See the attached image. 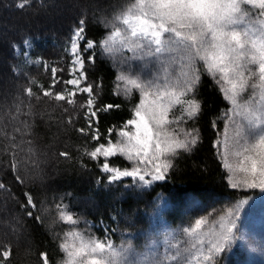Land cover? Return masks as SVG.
<instances>
[{"label":"snow or ice","instance_id":"6c2138e0","mask_svg":"<svg viewBox=\"0 0 264 264\" xmlns=\"http://www.w3.org/2000/svg\"><path fill=\"white\" fill-rule=\"evenodd\" d=\"M29 4L30 0H21L16 7L24 9ZM113 7L111 16L100 17L103 35L89 37L86 19L78 20L64 47L70 57L66 68L50 66L42 58L27 60L51 72L47 88L29 76L27 96L41 99L33 91L36 86L43 97L70 106L72 114L66 123L71 126L82 112L84 123L75 128L86 141L80 166L87 169L86 157L102 173L103 178L95 181L97 186H122L124 192L142 199L155 191L154 186H162L158 182L169 179L180 157L202 143L196 124L204 115L201 88L207 76L227 102L211 120L216 131L212 147L224 170L221 179H226L228 188L238 190V195L249 190L254 194L237 198L206 230L205 217L194 226L156 228L144 237L143 250L134 244L135 233L120 228L117 216L109 217L116 227L103 228L99 237L87 230L54 232L55 248L51 254L40 253L42 264H226V253L246 239L241 213L257 199L264 206V0H126L118 10ZM23 43L32 47L29 39ZM101 57L110 58L116 68L112 94L131 105L130 118L109 126L106 132L100 127V113L121 110L123 105L101 103L103 78L97 82L89 71ZM13 71L21 69L17 66ZM65 73L69 78H64ZM136 94L138 100L132 103ZM63 111L69 113V107ZM221 121L223 133L218 127ZM31 127L25 122L28 134ZM59 156L71 159L67 151ZM12 157L14 161L15 152ZM11 170L16 181L24 184L16 163H11ZM0 190L9 191L2 182ZM23 195L24 201H17L21 210L41 221L34 210L48 213L49 209L43 205L38 209L32 194ZM165 206L163 194L158 193L146 204L145 214L163 218ZM56 211L58 219L73 228L90 223L82 216L74 217L67 206L57 204ZM117 232L119 244L111 238ZM10 251L6 247L0 253L3 264ZM58 254L62 255L57 258Z\"/></svg>","mask_w":264,"mask_h":264},{"label":"trees","instance_id":"16d2710c","mask_svg":"<svg viewBox=\"0 0 264 264\" xmlns=\"http://www.w3.org/2000/svg\"><path fill=\"white\" fill-rule=\"evenodd\" d=\"M49 1L30 0L29 5L19 9L16 5L21 0H0V32L6 34L4 48L7 50L2 60L5 62L4 70L8 78L14 82L12 86H6L7 92L0 94V182L9 190H0V253L6 247L10 248L7 264H42L40 253L47 251L51 254L55 248L54 232L62 235L70 230H87L99 237L102 236L103 228L109 225L116 227L110 221V216H117L121 229L136 234L134 244L138 250H143L146 243L144 237L156 228L194 226L197 219L207 216L213 209L216 214H220V210L230 207L237 198L249 195L248 191H240L238 195V190L228 188L226 179H221L224 170L212 147L216 131L211 127V120L221 109L227 107V102L223 101L218 88H212L213 81L207 76L203 78L204 86L201 88V99L205 104L204 115L196 124L203 137L202 143L194 152L178 159L176 169L169 174V179L158 182L162 186H154L155 191H150L142 199L124 192L122 186L113 185L107 189L102 185L97 186L96 179L103 177L96 163L85 157L83 162L87 169H84L79 162L82 145L86 141L75 128L84 123L83 113H80L75 126H71L66 123L68 116L72 114L70 106L43 97L36 86H33V91L41 99L37 101L29 98L25 92V88L29 86L28 77L47 88L51 84V72H46L42 65H29L27 60L42 58L50 66L66 68L70 57L66 55L64 47L78 20L86 19L89 37L103 35L105 29L99 23L100 17L111 16L113 6L118 10L126 0H51L52 5ZM69 2H73L74 6L61 17L59 26L45 19L47 12L53 16L52 6H65ZM29 17L39 25L25 24L24 19ZM13 27L16 32L7 33V29ZM19 28L21 29L17 30ZM25 39L31 40V48L24 45ZM25 53L28 55L25 56ZM17 66L21 69L19 73L13 71ZM89 71L91 79L99 82V78H103L101 103L123 105L121 110L100 113V127L106 132L109 126L130 118L131 105L123 97L118 99L112 94L117 72L110 58L101 57L95 68H90ZM25 72L27 76L23 74ZM64 78H69L66 73ZM78 99L82 101L83 97ZM137 100L138 94L134 95L132 103ZM64 107H69V113L63 111ZM25 122L32 125L31 134L25 128ZM223 125L221 121L218 125L220 131ZM13 136L15 147L12 146ZM5 149H8L7 154ZM62 151L70 153L71 159L59 156ZM12 152H15L14 161ZM13 162L16 163L24 184L16 181L15 173L11 170ZM116 163L121 164L122 161L116 160ZM25 192L33 195L38 209L40 205L49 209L48 213L34 210L37 215L42 216L41 221L28 217L21 210L20 203L25 199ZM158 193H162L166 201L163 218L145 214L146 204ZM57 204L61 208L67 206L74 217L82 216L90 222L89 225L81 222L73 228L60 221L56 211ZM101 220L103 224L99 223ZM130 223L134 226L129 227ZM111 238L120 243L119 232ZM60 255L62 254H58L57 258ZM257 258L258 260L254 259L249 251L237 246L226 253V264H264V259ZM0 264H3L2 255Z\"/></svg>","mask_w":264,"mask_h":264},{"label":"rangeland","instance_id":"374dc122","mask_svg":"<svg viewBox=\"0 0 264 264\" xmlns=\"http://www.w3.org/2000/svg\"><path fill=\"white\" fill-rule=\"evenodd\" d=\"M66 2L67 0H63ZM53 1H49L48 3L52 5ZM63 2V3H64ZM63 5V4H62ZM58 5L57 7L56 4L52 6V15H49L47 12L46 16L44 17L46 20L48 19L50 22H53L59 26V21L61 17L65 14L71 11L72 6H74L73 2L67 3V5L62 6ZM55 8V9H54ZM50 9V11H51ZM51 13V12H50ZM53 17L55 19H53ZM47 20V21H48ZM25 24H38L32 17L24 19ZM41 22V21H40ZM39 22V23H40ZM51 25H53L51 23ZM64 26V24H62ZM1 28V27H0ZM21 28L17 29L20 30ZM7 33H14L16 32V29L13 28H8ZM0 94L3 95L4 92H7L6 86H12L14 82L8 78V74H6L4 70V60H2L3 57L6 56L7 50L4 48V40L6 34H3V32H0ZM126 55H131V53H125ZM4 59V58H3ZM224 128V125H223ZM221 133H223V129L221 130ZM221 141H223L224 137L223 134H221L220 137ZM223 150V146L221 145V151ZM249 195H253L254 193L252 191H248ZM255 195H259L258 192L255 193ZM227 211L226 209L220 210V214H216V212L213 213V215L210 216H205L207 219L208 223L204 225L205 230L213 225L214 221H217L221 215H224L225 212ZM241 231L244 233L246 239L245 241H238L236 245L233 247L240 246L242 248H245L251 255L254 257V259H257V256L259 258L264 259V206L261 205L259 199L255 201V205L251 208H247L244 212L241 213ZM116 243V242H115ZM119 244V243H116ZM163 251V249H161Z\"/></svg>","mask_w":264,"mask_h":264}]
</instances>
